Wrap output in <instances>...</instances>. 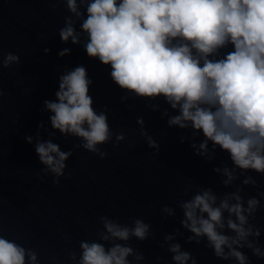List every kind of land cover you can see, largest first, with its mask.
Listing matches in <instances>:
<instances>
[{
  "label": "clouds",
  "instance_id": "1",
  "mask_svg": "<svg viewBox=\"0 0 264 264\" xmlns=\"http://www.w3.org/2000/svg\"><path fill=\"white\" fill-rule=\"evenodd\" d=\"M66 5L70 15L58 30L60 40L80 45L90 60L110 67L113 84L130 97L146 101L152 112L167 117V125L191 130L193 154L214 162L218 151L227 154L231 166L221 162L213 172L226 191L217 194L211 187L187 185L177 202L182 213L179 228L163 235L159 247L171 255V264H198L179 239L197 246L204 243L214 257L223 262L250 264L244 250L264 261L260 245L262 230L257 213L264 209V191L244 198V189H259L250 173L264 177V0H56ZM83 9V11H82ZM55 11V8H53ZM79 23V31H77ZM45 54L50 49H44ZM71 54L65 47L58 52ZM13 53L0 52V71L19 65ZM87 69L79 65L58 78L54 100H45L50 113L49 137L58 132L65 140L79 141L68 151L61 150L51 138L42 140L39 129L35 153L44 166L36 178L51 176L59 186L66 162L75 151H84L101 160L108 155L102 146L112 141L108 110L97 111ZM3 92L0 91V96ZM163 100L175 114L161 109ZM131 107V106H129ZM140 136L159 154V144L148 134L142 117L137 119ZM202 136V139H197ZM123 133L115 135L118 147ZM242 178V179H241ZM239 181V183H237ZM176 208L164 206L161 213L175 218ZM95 239L80 240L79 254L67 251L71 264H141L143 253L130 241L144 242L151 235V225L142 218L121 224L101 216ZM206 242V243H205ZM132 258L131 260L129 258ZM156 260H163L157 256ZM0 264H38L37 252L9 239L0 227Z\"/></svg>",
  "mask_w": 264,
  "mask_h": 264
},
{
  "label": "water",
  "instance_id": "2",
  "mask_svg": "<svg viewBox=\"0 0 264 264\" xmlns=\"http://www.w3.org/2000/svg\"><path fill=\"white\" fill-rule=\"evenodd\" d=\"M68 15L66 5L56 0H0V52L20 58L19 65L0 71V227L7 238L34 249L38 264H71L66 259L67 251L79 254L80 240L95 239L96 232L102 230L101 216L121 224L142 218L151 225L149 239L129 242L143 253L141 264H158L157 256L163 257L159 264H171V255L159 245L165 233L179 228L182 213L176 204L189 198L183 195L184 188L189 184L194 188L211 187L217 194L234 190L225 189L213 172L222 161L229 166L231 162L219 151L211 163L195 156L191 141L181 143L179 139L190 136L191 130L169 127L167 117L161 119L160 112L146 107V101L130 97L122 102L126 93L111 81L110 67L87 57L83 38L80 45L60 40L58 30ZM65 47L71 49V54L58 56ZM45 48L50 52L45 54ZM79 65L87 69L93 81L90 95L95 109L108 110L113 137L102 146L101 150L108 153L103 160L83 149L75 151L56 186L51 176L43 181L36 178L44 166L35 153V139L28 144L25 137L35 138L38 124L43 121L44 128L39 129L42 140L51 138L63 151L79 143L74 138L65 140L58 132L49 137L54 130L48 119L51 114L44 109L45 100L55 99L59 76ZM158 103L162 110L175 114L162 99ZM139 117L159 144L158 155L140 136ZM119 133L124 134L125 141L113 147ZM199 139L202 136L197 143ZM250 174L260 188H245V200L264 191V177ZM261 203L264 205V200ZM166 205L176 208L175 218L162 215L161 208ZM256 222L262 230L260 245L264 247V209L257 213ZM188 235L185 232L179 243L197 258L198 264H235L217 260L204 243L186 244ZM244 251L250 264H264Z\"/></svg>",
  "mask_w": 264,
  "mask_h": 264
}]
</instances>
